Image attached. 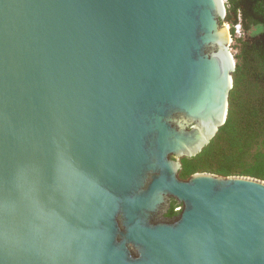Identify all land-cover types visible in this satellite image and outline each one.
Instances as JSON below:
<instances>
[{
    "label": "water",
    "instance_id": "obj_1",
    "mask_svg": "<svg viewBox=\"0 0 264 264\" xmlns=\"http://www.w3.org/2000/svg\"><path fill=\"white\" fill-rule=\"evenodd\" d=\"M225 13L0 0V264H264V180L178 175L226 119Z\"/></svg>",
    "mask_w": 264,
    "mask_h": 264
},
{
    "label": "trees",
    "instance_id": "obj_2",
    "mask_svg": "<svg viewBox=\"0 0 264 264\" xmlns=\"http://www.w3.org/2000/svg\"><path fill=\"white\" fill-rule=\"evenodd\" d=\"M236 52L225 122L193 157H182L178 175L195 172L246 175L264 180V0H225ZM240 35L235 36V25ZM172 202L168 216L174 214Z\"/></svg>",
    "mask_w": 264,
    "mask_h": 264
},
{
    "label": "rangeland",
    "instance_id": "obj_3",
    "mask_svg": "<svg viewBox=\"0 0 264 264\" xmlns=\"http://www.w3.org/2000/svg\"><path fill=\"white\" fill-rule=\"evenodd\" d=\"M224 2H225V0H224ZM223 24L226 25L228 27V30H229V25L226 22ZM234 37H237V35ZM234 45H235V41H234V38H232V36H231V42L229 44V49H230V52L232 53V55H234V53L236 52Z\"/></svg>",
    "mask_w": 264,
    "mask_h": 264
},
{
    "label": "built area",
    "instance_id": "obj_4",
    "mask_svg": "<svg viewBox=\"0 0 264 264\" xmlns=\"http://www.w3.org/2000/svg\"><path fill=\"white\" fill-rule=\"evenodd\" d=\"M240 25L239 24H237V25H235V36L237 35H240ZM230 42H231V34H230ZM180 207L179 206H175L174 207V211H177L178 209H179Z\"/></svg>",
    "mask_w": 264,
    "mask_h": 264
},
{
    "label": "flooded vegetation",
    "instance_id": "obj_5",
    "mask_svg": "<svg viewBox=\"0 0 264 264\" xmlns=\"http://www.w3.org/2000/svg\"><path fill=\"white\" fill-rule=\"evenodd\" d=\"M172 202H174V201L173 200L171 201L170 206H171Z\"/></svg>",
    "mask_w": 264,
    "mask_h": 264
},
{
    "label": "bare ground",
    "instance_id": "obj_6",
    "mask_svg": "<svg viewBox=\"0 0 264 264\" xmlns=\"http://www.w3.org/2000/svg\"><path fill=\"white\" fill-rule=\"evenodd\" d=\"M230 39V38H229Z\"/></svg>",
    "mask_w": 264,
    "mask_h": 264
}]
</instances>
